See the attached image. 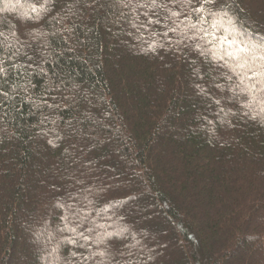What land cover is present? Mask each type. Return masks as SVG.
<instances>
[{
	"label": "trees",
	"instance_id": "trees-1",
	"mask_svg": "<svg viewBox=\"0 0 264 264\" xmlns=\"http://www.w3.org/2000/svg\"><path fill=\"white\" fill-rule=\"evenodd\" d=\"M43 2L0 0V264H264V123L236 87L264 65V0L208 5L209 36L117 0L30 19Z\"/></svg>",
	"mask_w": 264,
	"mask_h": 264
},
{
	"label": "snow or ice",
	"instance_id": "snow-or-ice-1",
	"mask_svg": "<svg viewBox=\"0 0 264 264\" xmlns=\"http://www.w3.org/2000/svg\"><path fill=\"white\" fill-rule=\"evenodd\" d=\"M53 0H44V2L40 5V8L37 9L36 7L31 8V12L36 13L37 15L35 17H29L30 19L39 20L41 18V13L47 14L51 11L49 4L52 3ZM83 0H76V3H82ZM95 2V0H93ZM118 3H120L124 8H129L133 12H137V10H143V9H149L151 10V14L148 11H144L141 14L146 17V23L148 25H151L153 23L159 24L160 20L157 18L153 20L151 18L152 15H157L156 9H164L165 12L168 14L167 19L171 20L173 24H176V27H168V31L164 32L163 35L167 36L168 32H176L177 28L179 27V24H183L184 21L180 20L179 24L177 23V20L180 16H184V19L191 20L192 15H196L197 23H189L184 25L185 28L194 30L193 35H198L201 31L203 32L204 36L213 35V33H210L207 29L202 28V25L206 23L204 13H207L210 16L213 17H227L228 13L226 11H219V12H213L210 7H207L208 5H214L216 3V0H167V2H164V0H117ZM169 4L176 6L177 10H173L169 7ZM228 5L224 4L221 5V8H226ZM185 9L187 11H185ZM28 14L25 13V16ZM136 19H139V15L135 17ZM56 20V23H61L62 18H53ZM228 23L231 24L232 20L229 17ZM218 24H220V20H214L211 24V27L215 28ZM199 25V26H198ZM141 27H144V23H141ZM222 26V25H221ZM133 27H136L135 24H133ZM227 31V29H225ZM12 37L14 38V43L10 45L11 47H15L16 43H20L19 37L17 36L16 31H13L11 33ZM155 35V33H153ZM0 37H4L3 41H0V48L8 46L5 44L7 41V37L4 35L3 32H0ZM191 38V37H189ZM202 38V37H201ZM223 41L225 43H234V41H228L227 36L223 37ZM179 43V41H177ZM155 42L152 45H149L152 50H155ZM199 47V45H197ZM20 49L16 48V52L13 53V55L19 53ZM246 48H238L236 52L226 51L225 55L231 57L233 60L237 59L238 53L246 52ZM203 54V52L201 53ZM223 59V57H220ZM11 59V57H9ZM261 60H264V57H261ZM12 67H19V65H10ZM239 69H244L245 67H248L249 71H252V75L248 76L247 73H244L240 76V83L244 85V87H240V85H236V87L240 88V92L247 94L249 99H247L245 102H243L242 107L247 109L248 111L245 112V115H248V113H252L251 119L255 120L257 116H260L261 122L264 123V65H261V68L259 71H253L250 62L247 59H244L242 62L238 63L236 65ZM231 71L235 72V69H230ZM7 75V67L4 66V60L0 59V79L5 77ZM253 77H259L260 79H257L255 83L252 84L251 87H249L247 84H245V80H252ZM259 85V87H257ZM219 87V85H217ZM257 93L259 95H257ZM0 98H3L0 100V103L4 102L8 98V92L2 88H0ZM218 103V101H217ZM49 107H52V105H49ZM257 109H259L257 111ZM49 144H52L54 147L56 146L53 144V141L49 140ZM63 219L67 220L68 217H63ZM102 227V226H101ZM71 231L75 232L76 229L72 228ZM88 232H92L93 229L89 228L86 229ZM114 234H120V233H113V232H105L103 235L97 234V238L92 241V243L96 245L105 244V237H112ZM85 242L89 240V237L84 235L83 232L78 234ZM70 243H77L76 240H71ZM80 247H84V245H80ZM100 256L102 259L107 258L111 256V253L107 250V245H105L104 250L98 251V252H92L88 257H84L85 260L90 259L94 256Z\"/></svg>",
	"mask_w": 264,
	"mask_h": 264
},
{
	"label": "rangeland",
	"instance_id": "rangeland-1",
	"mask_svg": "<svg viewBox=\"0 0 264 264\" xmlns=\"http://www.w3.org/2000/svg\"><path fill=\"white\" fill-rule=\"evenodd\" d=\"M5 3V2H4ZM5 5V4H4ZM27 7H29L27 4H26V6H25V9H27ZM1 38V37H0Z\"/></svg>",
	"mask_w": 264,
	"mask_h": 264
}]
</instances>
